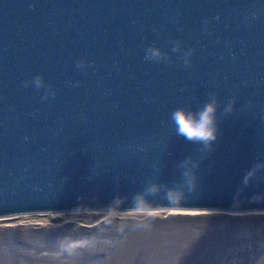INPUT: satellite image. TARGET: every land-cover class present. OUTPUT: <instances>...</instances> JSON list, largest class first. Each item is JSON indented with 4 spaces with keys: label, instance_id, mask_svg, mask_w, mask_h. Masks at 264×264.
Returning a JSON list of instances; mask_svg holds the SVG:
<instances>
[{
    "label": "water",
    "instance_id": "water-1",
    "mask_svg": "<svg viewBox=\"0 0 264 264\" xmlns=\"http://www.w3.org/2000/svg\"><path fill=\"white\" fill-rule=\"evenodd\" d=\"M165 209L264 212V0H0V218Z\"/></svg>",
    "mask_w": 264,
    "mask_h": 264
},
{
    "label": "rangeland",
    "instance_id": "rangeland-1",
    "mask_svg": "<svg viewBox=\"0 0 264 264\" xmlns=\"http://www.w3.org/2000/svg\"><path fill=\"white\" fill-rule=\"evenodd\" d=\"M204 215H210V219L205 218L209 222L206 228L198 225V220L203 222L204 218L189 219ZM178 216L183 218L177 221ZM163 219L167 221L163 222ZM111 220L121 222L112 223ZM66 224H69V228L63 229ZM100 224L105 228H100ZM76 226L93 229L95 232L89 229L92 236L107 234L111 237L107 243L109 245L90 242L65 248L62 238L65 234H72L71 231ZM165 230L175 234L183 231L186 237L191 230L193 239L188 243H179L178 246L195 242L194 254L188 257L194 260V264H264V212L236 214L168 209L126 212L82 210L3 217L0 218V264H152L150 261L154 262L153 264L163 263L166 260L165 250L156 247V240L141 235L155 238L153 233L157 235ZM52 234L55 235L54 238ZM15 236H18L19 241L15 240ZM157 236L161 239V236ZM120 237L119 245L117 242V247L113 249L111 243ZM20 240L27 246L34 247L36 252L30 253L27 247L22 248ZM13 241L17 242L15 246H12ZM61 246L67 251V259L60 260L61 256L55 257L52 252L41 251L47 247L61 249ZM202 247L204 249L201 252ZM181 251L185 255L186 250ZM194 255L197 256L196 259ZM180 259L171 256L168 260L177 262Z\"/></svg>",
    "mask_w": 264,
    "mask_h": 264
},
{
    "label": "clouds",
    "instance_id": "clouds-1",
    "mask_svg": "<svg viewBox=\"0 0 264 264\" xmlns=\"http://www.w3.org/2000/svg\"><path fill=\"white\" fill-rule=\"evenodd\" d=\"M148 52H151V57L147 55ZM160 57L159 49L150 46L146 49L145 59L158 58ZM187 63V62H185ZM37 88H39L43 82L41 76L37 75L34 78ZM231 102L225 111H230ZM217 99L214 94L211 95V98L207 100L203 106L193 110L188 107H176L171 112L170 119L175 128L176 134L183 137L190 143L203 145L205 148L210 147L211 143L216 139L217 132ZM186 181L192 187L195 183V177L190 173L185 172L182 174ZM162 186H160L161 188ZM157 183H152L150 188H147L145 191L149 192L150 189H156ZM159 188V189H160ZM159 190H153L149 193L156 194ZM144 192L140 193L143 194ZM138 194V195H140ZM175 194L177 197L176 202H181L185 197V191L182 187L179 186L177 182L176 186L166 187L165 199L169 203H173L172 196ZM136 198V197H135Z\"/></svg>",
    "mask_w": 264,
    "mask_h": 264
},
{
    "label": "trees",
    "instance_id": "trees-1",
    "mask_svg": "<svg viewBox=\"0 0 264 264\" xmlns=\"http://www.w3.org/2000/svg\"><path fill=\"white\" fill-rule=\"evenodd\" d=\"M220 217H222V216H220ZM182 218H183V216H178V217H176V220L179 221ZM196 218H204V220H203V222H201L200 220H198ZM205 218L207 220L210 219V215H204V216H200V217H189V219L198 220V222H200L198 224V225H200L199 227H202L203 226L204 228H206L208 226L209 222H207V220ZM166 221H167V219H163V222H166ZM110 222H112V223H119V222H121V220H111ZM123 222H128V220H124ZM102 226L103 225L100 224V228H102V229L105 228V227H102ZM197 226H194V227L197 228ZM65 228H69V224H66L63 227V229H65ZM89 229H91V228H87V227H84V226H76L71 231L72 234H70V235L65 234V237L62 238L63 246L65 248H67V247H69L71 245L72 246H74V245L77 246V245H80V244L81 245H85L86 243H90V242H95V243H97L99 245H106L108 243L110 236H108L107 234L106 235H99V236L98 235L92 236L91 230H93V229H91V230H89ZM190 231L188 232V236L187 237L183 235V231L181 233H179V234H175V233H173L170 230H165V231H162L161 233L157 234V235L161 236V239L157 235H155L154 233L152 235L155 238L157 237L158 239H155L152 236H146V237H145V235H141V236L144 237V238L150 239V240H152V239L156 240V242H154V244H156V247H160V248L162 247V249L165 250L164 253L166 254V260L163 263L158 262L157 264H160V263L161 264H194V260H192V258H188V257L190 255L194 254V249H195L194 248V245H195V242L190 243V244H188L186 246H184V245L183 246H178L179 243L180 244L181 243L183 244L184 241L185 242L187 241V243H188L191 239H193V237H192L193 236V233L190 232ZM110 232H113V231H110ZM51 236L53 238L55 237L54 234H52ZM110 239H111V237H110ZM120 239H121V237L118 238V239H116L113 243H111V245H113L112 246L113 249H115L117 247V242H118V245H119ZM15 240L16 241L17 240L19 241L18 236H15ZM16 241H13L12 242V246H15V244L17 243ZM20 243H22L21 244V247L22 248L23 247L24 248L27 247V249H28V251L30 253H32L33 251H35V248L34 247L27 246L23 241H21ZM107 245H109V244H107ZM63 249L64 248L62 246H61V249H56V248L52 249V248L47 247L45 249H42L41 251H42V253H44V252H52L54 254L53 256H55V257L56 256H61V258H60V260H61V259H67V257H65V254H67V251H64ZM181 249L183 251L186 250L184 252L185 255L182 254ZM203 249H204V247L201 248V252L203 251ZM16 250H17V248H16ZM171 256H177V258H181V259L179 261H177V262L176 261L168 260L169 257H171ZM196 257L197 256L194 255V258L195 259H196ZM127 258H129V257L127 256ZM210 258H214V257L213 256H210ZM150 263L153 264L154 262H151L150 261ZM138 264H140V263L138 262ZM155 264H156V262H155Z\"/></svg>",
    "mask_w": 264,
    "mask_h": 264
}]
</instances>
